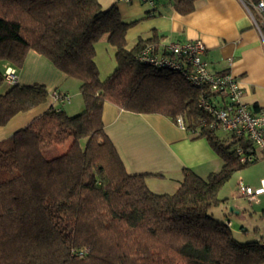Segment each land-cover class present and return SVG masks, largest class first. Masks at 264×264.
I'll use <instances>...</instances> for the list:
<instances>
[{
    "label": "trees",
    "instance_id": "trees-1",
    "mask_svg": "<svg viewBox=\"0 0 264 264\" xmlns=\"http://www.w3.org/2000/svg\"><path fill=\"white\" fill-rule=\"evenodd\" d=\"M193 2L176 7L185 14ZM130 26L116 4L103 10L98 0H0V62L21 69L33 51L80 80L85 103L76 116L48 110L0 142V264H264L261 241L240 242L212 214L225 202V185L251 165L235 146L252 147L219 139L199 90L181 76L138 62L153 40L129 49ZM104 38L117 67L102 81L95 46ZM49 95L42 84L9 86L0 95V127ZM105 103L174 123L182 116L190 132L202 130L197 137L222 169L207 178L186 169L174 194L153 193L146 179L160 175L128 173L105 130ZM59 147L67 150L53 156Z\"/></svg>",
    "mask_w": 264,
    "mask_h": 264
},
{
    "label": "crops",
    "instance_id": "crops-1",
    "mask_svg": "<svg viewBox=\"0 0 264 264\" xmlns=\"http://www.w3.org/2000/svg\"><path fill=\"white\" fill-rule=\"evenodd\" d=\"M98 1L103 10L116 4L123 21L131 25L126 38L129 49L140 40H153L149 46L163 56L171 43L201 41L206 47L203 61L209 70L215 74L233 75L243 88V103L254 113L264 110V39L242 0H194V9L185 14L177 9L178 0H157L155 6L144 0ZM251 1L257 3L260 0ZM105 41L108 42L107 38ZM95 48L100 79L105 81L116 70V49L111 46L108 53L113 56L102 64L97 57L98 47ZM4 63L5 70L13 67ZM17 73L20 85L42 84L50 95L46 104L16 115L6 126L0 127V142L24 129L48 110L64 111L69 116H76L85 110L80 92L82 82L67 77L45 57L29 52L23 68L17 69ZM69 82L78 89L73 94L74 100L68 88ZM55 92L67 94L69 101L55 102ZM214 102L220 106L224 104L219 97L214 98ZM102 120L128 173L160 175L146 179L148 188L155 194H174L184 179L186 169L207 178L219 172L224 165L206 138L181 130L170 118L132 113L105 103ZM217 137L228 143L232 138L228 133L223 137L217 134ZM257 155L260 160L254 163L257 164L253 166L255 168L236 172L220 192L219 196L225 202L212 211L219 221L230 225L236 239L250 237L245 225L254 218L262 216L261 227H264V193L257 197L258 202L253 203L255 206L250 209L245 206L248 200L239 194L236 187L240 182L255 189L263 185L264 153ZM235 223L240 229H234ZM261 239L264 240L256 235L249 241Z\"/></svg>",
    "mask_w": 264,
    "mask_h": 264
},
{
    "label": "built area",
    "instance_id": "built-area-1",
    "mask_svg": "<svg viewBox=\"0 0 264 264\" xmlns=\"http://www.w3.org/2000/svg\"><path fill=\"white\" fill-rule=\"evenodd\" d=\"M144 1L155 6L157 0ZM242 2L264 39V0L257 3L251 0H242ZM205 53L206 47L201 41L171 43L163 56H159L153 46H147L136 59L155 69L174 72L199 90L201 97L199 107L211 119L208 124L209 129L228 133L233 139L244 141L246 146L252 147L251 150H247L242 144H237L235 153L242 164L255 163L260 160L257 153H264V110L254 113L243 103L241 83L231 74L212 73L203 61ZM3 79L8 86L19 84L16 68H7L3 73ZM216 97L221 98L224 104L221 106L216 104L214 102ZM53 98L57 103L69 101V96L60 92H55ZM175 124L181 130L189 131L182 116L176 119ZM192 133L200 136L202 130L196 129ZM238 192L250 204L256 203L257 197L264 193V183L260 188L255 189L240 182ZM259 241L264 248V240ZM80 255H83V252Z\"/></svg>",
    "mask_w": 264,
    "mask_h": 264
},
{
    "label": "rangeland",
    "instance_id": "rangeland-1",
    "mask_svg": "<svg viewBox=\"0 0 264 264\" xmlns=\"http://www.w3.org/2000/svg\"><path fill=\"white\" fill-rule=\"evenodd\" d=\"M105 39L106 38H104L103 40H101L99 43H97L96 44V46L98 47V50H99V52H98V61L99 62H102V64L103 63H105V62H107L108 61V59L110 58H112L111 56H113L112 55V53L110 54V53H108V51H110L109 49H111V45L108 43V42H106L105 41ZM4 62H0V71L1 72H3L4 70H5V66H4ZM25 64V63H24ZM4 66V67H3ZM2 68V69H1ZM23 68V67H22ZM21 68V69H22ZM17 69H19V68H17ZM16 69V70H17ZM70 78V77H69ZM71 79H73V80H75V81H78V79H76V78H71ZM70 84L68 85V88L71 90L70 92H72L71 93V95H72V97H73V100H74V96L75 95H73V94H75L76 93V90H78L77 89V87H76V85L74 84V83H71V82H69ZM8 89H9V86L7 85V84H5V83H3V85L0 87V94H3L4 92L6 93V91H8ZM69 98H70V96H69ZM83 103H84V101H83ZM68 110V109H67ZM70 114H71V112L70 111H68ZM72 113H74L73 111H72ZM217 134H218V136L219 137H223V136H225V133L224 132H222V131H220V132H217ZM67 150V147H59V148H57L53 153H52V155L53 156H57V155H60V154H62V153H64L65 151ZM257 164H251L250 166H248L247 168H255V167H253V166H256ZM153 181V180H152ZM146 183H147V180H146ZM152 183V182H151ZM237 187V189H238V186H236ZM245 206L247 207V208H252V207H254L255 205L254 204H250V203H245ZM215 211H216V209H215ZM218 213V212H217ZM215 214H216V212H215ZM216 216H217V214H216ZM215 216V217H216ZM217 218V217H216ZM219 218V217H218ZM260 218H262V216H260V217H257V218H254V220L252 221V222H247L246 223V228H247V230H248V234H247V236L248 235H250V237H248V238H241V237H237V240H239L240 242H243V243H245V242H247V241H249V240H252L256 235H259V237H263L264 238V227H261V220L262 219H260ZM263 226H264V224H263ZM234 229H240V226L237 224V223H235V225H234Z\"/></svg>",
    "mask_w": 264,
    "mask_h": 264
}]
</instances>
